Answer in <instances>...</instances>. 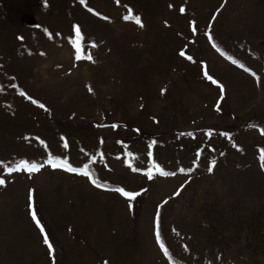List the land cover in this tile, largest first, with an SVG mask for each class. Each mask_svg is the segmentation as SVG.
I'll use <instances>...</instances> for the list:
<instances>
[{
  "label": "rangeland",
  "instance_id": "rangeland-1",
  "mask_svg": "<svg viewBox=\"0 0 264 264\" xmlns=\"http://www.w3.org/2000/svg\"><path fill=\"white\" fill-rule=\"evenodd\" d=\"M262 130L264 0H0V264H264Z\"/></svg>",
  "mask_w": 264,
  "mask_h": 264
},
{
  "label": "snow or ice",
  "instance_id": "snow-or-ice-1",
  "mask_svg": "<svg viewBox=\"0 0 264 264\" xmlns=\"http://www.w3.org/2000/svg\"><path fill=\"white\" fill-rule=\"evenodd\" d=\"M81 3H84V0H81ZM89 11H91V9H89ZM181 11H184V9H181ZM124 19H126V20H127V19H134L135 22H136L138 25H140L141 27L143 26L141 18H140L138 15H135V16H134V15L132 14V10H131V9H129V15L125 16ZM47 31H48V30L45 29V32H47ZM73 31H74V34H75V37H74V38H75V40L77 41V42L74 44V46H75V48H76V50H77L76 59L79 60V59L85 58V59H88V60H93V57L91 56L90 53H89L87 56H84V57L81 56V44H80V41L83 40V34H82V30H81L80 26H79V25H74V26H73ZM20 39H23V38L20 37ZM91 46H92V47H95L96 45L93 43ZM180 54L183 56V55H184V52L182 51ZM188 59L191 60L192 58H191V57H188ZM234 62H235V61H234ZM241 67H243V65H241ZM205 75H206V78L209 79L210 81H212L213 83H218L217 81H215V80L213 79L212 76L208 75L207 72H205ZM220 87H221V92L223 93V86L221 85ZM89 90L91 91V89H89ZM20 94H21V95H25V93H23V92H21ZM28 98L31 99V97H28ZM33 102L35 103L36 101H33ZM40 107L43 108L44 105H43V104H40ZM112 127L115 128V127H117V126H116V125H113ZM262 134H264V130H262ZM189 135H191V133H189ZM225 135H226V134H225ZM26 139H27V137H26ZM41 143H44V142L41 141ZM101 143H103V141H101ZM152 143L155 144L156 142L153 141ZM64 146H65V148L68 147V144H67L66 141H65ZM149 147L151 148L152 145H149ZM101 155H102V154H101ZM148 155H149V157H151V156H152V152L149 151ZM197 155L199 156V153H198ZM57 159H58V158H57ZM64 159H65V163H66V162H67V158H64ZM92 159L94 160L95 157H93ZM259 159H260V161H261V167L264 168V149H262V150L260 151V157H259ZM47 162H48L49 164H52L53 167H58V166H59V165H57V164H53L51 158H50L49 161H47ZM20 163H21L22 165H27V164H28L27 161H21ZM212 165H213V166L215 165V161H212ZM42 167H43L42 164H41V165H37V164L33 163V164L31 165V167H30L28 170H29L30 172H35V171H38L39 168H42ZM18 168H19V165H17V167H15V168H14V167H8L6 170H7L9 173H12V172L17 171ZM86 169H88V165H87V164L84 165V168H82V169H81V168H75V167H72V166L69 164V165H67V169H66V170H69V171H72V172H76V173H80V174H83V175H85V176H91V173H90L89 171H87ZM155 169H156V171H157L158 173H160V174H162V175H164V176L175 175V173H171V172L164 171V170L161 168V166L158 165V164L155 165ZM133 171H139V169H133ZM179 171L184 172L185 169L181 168V169H179ZM188 171L190 172L191 169H189ZM209 171H212V167H211V166L209 167ZM147 174H148V178H149V179H152V178H153V173H152V169H151V168L148 169ZM92 183L95 184L97 187H101V184L97 183V181H96L95 179H92ZM4 184H5V180H4V179H0V185H4ZM181 187H183V186H181ZM114 191L120 193L122 196H124L125 198H127V199H129V200H134L136 197H138V196L141 194V193H139V192L128 191V190H126V189L123 188V187H117V188L114 189ZM179 194H180V190H177V192L174 193V195H177V196H178ZM30 201H31V193H30ZM165 203H167V201H165ZM30 207H32V206H31V203H30ZM130 207H131V205H130ZM31 215H32L33 220H34L35 223L37 224V226L40 228L41 233L43 234L44 243H45V245L48 246L50 255H53V254H54L53 244H52V242H50V240H49V236H48V234L45 232V228H44L43 224L41 223L40 219L38 218V216H37V212H36L34 209L31 211ZM159 223H160V212H159V209H158V211H157V216H156V236H157V241H158V243H160V241H161L160 230H159ZM160 246H161L162 250L164 251L165 255H169L168 249L165 247V245H164L163 243H160ZM53 264H55V260H53ZM105 264H108V262L105 261Z\"/></svg>",
  "mask_w": 264,
  "mask_h": 264
},
{
  "label": "trees",
  "instance_id": "trees-1",
  "mask_svg": "<svg viewBox=\"0 0 264 264\" xmlns=\"http://www.w3.org/2000/svg\"><path fill=\"white\" fill-rule=\"evenodd\" d=\"M92 179H95L94 178V175H91V182H92ZM96 181H97V183H99V184H101V187L100 188H103V189H114L115 188V186H112V185H110V184H106V183H103V182H100V181H98L97 179H95ZM95 185V184H94ZM159 230H160V225H159ZM155 233H156V226H155ZM160 236H161V241H160V243H163L164 244V242H163V239H162V233H161V230H160ZM157 237V236H156ZM159 243V244H160ZM169 252V251H168ZM167 257L171 260V261H173V257L171 256V254L169 253V255H167Z\"/></svg>",
  "mask_w": 264,
  "mask_h": 264
}]
</instances>
